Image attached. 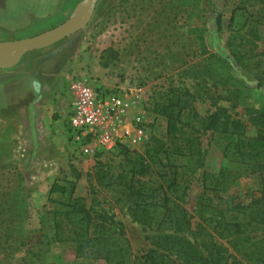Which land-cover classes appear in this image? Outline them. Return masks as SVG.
<instances>
[{"label":"rangeland","instance_id":"374dc122","mask_svg":"<svg viewBox=\"0 0 264 264\" xmlns=\"http://www.w3.org/2000/svg\"><path fill=\"white\" fill-rule=\"evenodd\" d=\"M261 7L260 0H99L85 28L31 55H58L54 66L76 61L83 70L89 68L96 87L127 94L131 101L128 122L141 111L149 120L141 143L123 146L133 155H143L151 166L150 174L139 178L150 189V201L162 206V180L175 177L185 192L177 203L194 214L204 172L236 170L237 165L225 156L224 144L210 131L197 133L206 150L199 169H194L190 155L153 157L151 138L166 136L167 120L152 107L169 89H189L196 95L193 104L201 116L212 111L216 102L244 120L254 135L252 119L260 115L264 119V95L256 86L259 79L264 80ZM87 8V0H0V41L41 34ZM217 13L222 14L221 29ZM231 43L246 53L243 64L231 56ZM32 62L29 68L34 67ZM32 81L31 75H0V264H107L78 258L71 242L54 240L55 214L65 209L63 198L50 195L55 182H74V197L83 198L94 211L115 216L133 261L153 246L159 227L134 221L119 199L118 183L122 175L131 180V166L119 148L101 152L98 160L106 164L112 179L108 185H99L93 174L97 159L71 149L62 121L65 142L62 136L39 140L35 129L42 115L31 108L38 101V87ZM41 85L42 102L49 98V89L42 81ZM67 85V79L61 80L53 89L65 101L60 119L70 105ZM253 186L252 178L243 175L215 201L224 203L235 196L247 202Z\"/></svg>","mask_w":264,"mask_h":264},{"label":"trees","instance_id":"16d2710c","mask_svg":"<svg viewBox=\"0 0 264 264\" xmlns=\"http://www.w3.org/2000/svg\"><path fill=\"white\" fill-rule=\"evenodd\" d=\"M260 1L264 16V0ZM216 24L221 29L220 13L216 15ZM230 52L243 64L246 53L236 50L233 44ZM256 86L264 95V80L259 79ZM195 98L189 89H169L152 107L155 114L167 120L166 136L151 138L153 157L162 153L190 155L194 169H199L204 166L206 150L202 149L197 133L210 131L224 144L225 156L237 165L236 170L225 167L217 174L204 172L203 191L194 214L177 203L185 192L175 177L162 180L164 204L158 208L156 202H151L150 189L139 179L150 174L149 162L143 155H133L128 147L120 146L133 177L127 180V175L121 176L119 199L126 204L134 221L159 227L153 246L132 261L122 224L113 214L94 211L83 198L74 197V182H55L51 187L50 195L63 198L65 206L55 214L54 240L71 242L78 258L104 260L107 264H264L263 116L252 119L256 132L250 135L244 120L233 117L228 108L216 102L212 111L201 116L193 104ZM99 156L100 153L95 155L93 174L99 185H108L112 175L106 164L98 160ZM243 175L253 180L249 201H238L235 196H229L230 200L224 203L215 201ZM76 177L81 175L78 173Z\"/></svg>","mask_w":264,"mask_h":264},{"label":"built area","instance_id":"2783aa9c","mask_svg":"<svg viewBox=\"0 0 264 264\" xmlns=\"http://www.w3.org/2000/svg\"><path fill=\"white\" fill-rule=\"evenodd\" d=\"M70 105L61 121L73 151L95 156L141 143L149 123L139 112L128 122L131 101L118 90L100 89L86 76L74 75L67 87Z\"/></svg>","mask_w":264,"mask_h":264},{"label":"crops","instance_id":"0c3cea01","mask_svg":"<svg viewBox=\"0 0 264 264\" xmlns=\"http://www.w3.org/2000/svg\"><path fill=\"white\" fill-rule=\"evenodd\" d=\"M35 52H38V50L16 56L11 51L1 50L0 54H3L0 55V75H31L33 77L32 82L38 87L35 88V95L38 101L36 104H32L31 108H37L40 110V115H42L41 119L37 122L35 134L39 140L43 141L48 138L62 136L65 142V137L61 128V119L57 118L58 113L64 108L65 101L60 99L61 97L59 94L57 97L53 89L55 86H59L61 80L65 81L67 79L69 85L74 75L86 76L91 79L88 76L90 75L89 68L83 70L81 67L82 65H78L76 61L66 62L64 64L60 62V65L57 63V66H54V60L58 58V55L44 56L42 55L43 53L40 55H31ZM4 53L8 54L6 55L8 57L3 56L5 55ZM1 57H4L5 61L3 60L2 62ZM30 61H33L32 63L35 64L32 68L28 67ZM41 81L49 89V98L42 100V102L41 98L43 96V91L41 88L43 86L41 85Z\"/></svg>","mask_w":264,"mask_h":264},{"label":"water","instance_id":"95a60500","mask_svg":"<svg viewBox=\"0 0 264 264\" xmlns=\"http://www.w3.org/2000/svg\"><path fill=\"white\" fill-rule=\"evenodd\" d=\"M88 8L60 26L29 38L0 41V51L8 50L16 56L51 46L62 39L77 33L92 19L99 0H87Z\"/></svg>","mask_w":264,"mask_h":264},{"label":"bare ground","instance_id":"6f19581e","mask_svg":"<svg viewBox=\"0 0 264 264\" xmlns=\"http://www.w3.org/2000/svg\"><path fill=\"white\" fill-rule=\"evenodd\" d=\"M3 53H1L0 55H2ZM5 54V53H4ZM6 55H8V54H5V55H3V56H6ZM6 57H8V56H6ZM1 58H4V57H1Z\"/></svg>","mask_w":264,"mask_h":264}]
</instances>
